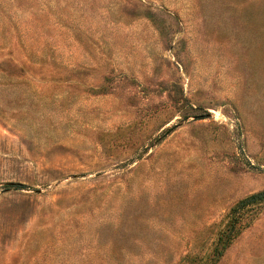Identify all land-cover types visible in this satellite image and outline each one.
Listing matches in <instances>:
<instances>
[{"label":"rangeland","instance_id":"obj_1","mask_svg":"<svg viewBox=\"0 0 264 264\" xmlns=\"http://www.w3.org/2000/svg\"><path fill=\"white\" fill-rule=\"evenodd\" d=\"M262 189L264 0H0V264H264Z\"/></svg>","mask_w":264,"mask_h":264},{"label":"trees","instance_id":"obj_2","mask_svg":"<svg viewBox=\"0 0 264 264\" xmlns=\"http://www.w3.org/2000/svg\"><path fill=\"white\" fill-rule=\"evenodd\" d=\"M166 129L165 132H168ZM6 187L21 189V184H7ZM264 205V189L246 196L239 200L229 212L228 220L216 238L215 246L212 250L213 261L217 260L223 251L239 235L240 231L249 223V217L254 213V208Z\"/></svg>","mask_w":264,"mask_h":264}]
</instances>
